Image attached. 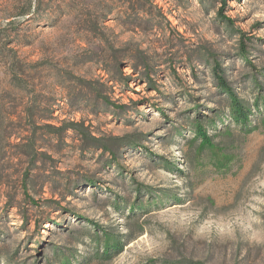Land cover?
Masks as SVG:
<instances>
[{
	"label": "rangeland",
	"instance_id": "374dc122",
	"mask_svg": "<svg viewBox=\"0 0 264 264\" xmlns=\"http://www.w3.org/2000/svg\"><path fill=\"white\" fill-rule=\"evenodd\" d=\"M0 264H264V0H0Z\"/></svg>",
	"mask_w": 264,
	"mask_h": 264
},
{
	"label": "trees",
	"instance_id": "16d2710c",
	"mask_svg": "<svg viewBox=\"0 0 264 264\" xmlns=\"http://www.w3.org/2000/svg\"><path fill=\"white\" fill-rule=\"evenodd\" d=\"M52 120V117L48 118L47 121ZM44 128L48 131L49 135L55 136L57 139H60L62 142L66 137H68L69 132H73L80 137L81 145L83 149H100L104 150L107 146L101 143V139L93 136L91 131L85 127L83 123H75V122H64L61 127H56L52 124H46ZM47 156L43 154V157ZM122 248H118L116 250L118 253H121Z\"/></svg>",
	"mask_w": 264,
	"mask_h": 264
}]
</instances>
